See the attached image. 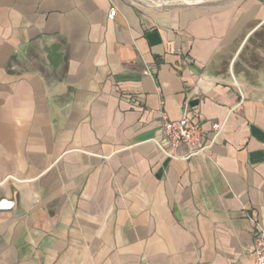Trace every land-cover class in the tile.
Instances as JSON below:
<instances>
[{
  "label": "crops",
  "instance_id": "obj_1",
  "mask_svg": "<svg viewBox=\"0 0 264 264\" xmlns=\"http://www.w3.org/2000/svg\"><path fill=\"white\" fill-rule=\"evenodd\" d=\"M200 1L0 0V264H254L264 0Z\"/></svg>",
  "mask_w": 264,
  "mask_h": 264
},
{
  "label": "built area",
  "instance_id": "obj_2",
  "mask_svg": "<svg viewBox=\"0 0 264 264\" xmlns=\"http://www.w3.org/2000/svg\"><path fill=\"white\" fill-rule=\"evenodd\" d=\"M116 7L111 6L107 18L113 19ZM161 125L157 135L153 138L156 146L168 157L173 159H188L202 153L208 144H201L204 130L196 120L183 114L178 119L170 118L166 112L160 111ZM222 126L213 124L214 138L221 131ZM255 227L252 239L251 255L254 264H264V227L254 218H250Z\"/></svg>",
  "mask_w": 264,
  "mask_h": 264
},
{
  "label": "rangeland",
  "instance_id": "obj_3",
  "mask_svg": "<svg viewBox=\"0 0 264 264\" xmlns=\"http://www.w3.org/2000/svg\"><path fill=\"white\" fill-rule=\"evenodd\" d=\"M208 0H201L200 2H207ZM210 1H216V2H228L230 0H210ZM155 2V1H153Z\"/></svg>",
  "mask_w": 264,
  "mask_h": 264
},
{
  "label": "bare ground",
  "instance_id": "obj_4",
  "mask_svg": "<svg viewBox=\"0 0 264 264\" xmlns=\"http://www.w3.org/2000/svg\"><path fill=\"white\" fill-rule=\"evenodd\" d=\"M184 1H189V2H190V1H192V0H184Z\"/></svg>",
  "mask_w": 264,
  "mask_h": 264
}]
</instances>
